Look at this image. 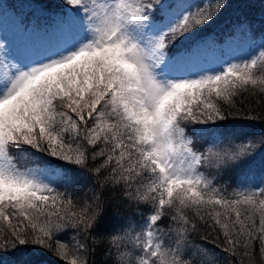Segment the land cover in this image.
Listing matches in <instances>:
<instances>
[{"label": "snow or ice", "instance_id": "1", "mask_svg": "<svg viewBox=\"0 0 264 264\" xmlns=\"http://www.w3.org/2000/svg\"><path fill=\"white\" fill-rule=\"evenodd\" d=\"M65 3L71 8L50 20L57 40L51 51L17 61L14 71L0 59V255L34 244L67 264H89L87 241L103 220L105 191L128 207H150L139 233L122 226L109 234L113 264H205L198 255L218 264L207 248L191 245L200 225L239 264L257 244L264 254V173L229 196L201 171L210 162L241 166L253 154L251 144L205 154L194 150L193 137L223 143V133L193 128L190 136L183 126L223 121L224 105L234 108L249 86L264 92V75L254 71L264 63V43L238 62L192 72L198 46L167 49L213 21L225 0L177 10L166 22L155 15L173 8L164 0ZM13 149L75 165L99 190L78 202L55 186L58 177L74 183L66 170L50 162L43 170L21 169ZM164 218L171 223L162 228ZM67 229L76 234L71 246L61 241Z\"/></svg>", "mask_w": 264, "mask_h": 264}, {"label": "trees", "instance_id": "2", "mask_svg": "<svg viewBox=\"0 0 264 264\" xmlns=\"http://www.w3.org/2000/svg\"><path fill=\"white\" fill-rule=\"evenodd\" d=\"M9 0H7L8 2ZM12 1V0H11ZM41 8V11L47 13L62 14L68 10L67 5L62 4L61 0H27ZM24 3V2H23ZM21 3V5H23ZM215 4V0L209 3L201 4L198 7ZM14 11H19L17 6L9 5ZM43 9V10H42ZM197 9H195L196 11ZM194 11V12H195ZM159 12V11H158ZM155 14L157 18L160 14ZM241 16L248 22L255 23L260 20L261 25L254 32L252 43L264 41V0H225V5L213 21L206 23L202 27H198L195 33H188L187 36L181 37L176 44L167 49L169 54H173L178 47L188 48L195 41L209 38L215 42L224 39L225 34L231 33L234 26L241 21ZM263 39V40H262ZM181 41L183 44H181ZM227 62V61H226ZM234 62V61H233ZM257 75H264V63H259L254 69ZM238 101L234 108L224 105L228 109V114L223 121H216L209 124H196L193 122H185L186 134L192 135L193 128H215L218 132L223 133V143H217L207 134L194 136L193 147L195 150H203L205 154L211 151L234 150L236 145L251 144L253 154L239 167H230L222 165L217 167L214 162L208 163L201 171L206 176L213 179L216 186L227 189V195L231 196L234 190H238L242 186L252 187L259 183V177L264 173V92L259 88L242 92L240 96L234 98ZM229 141L233 143H229ZM28 148V146H24ZM34 156L25 157L23 154L12 150L16 157V162L21 169H32L34 167H45V162L58 165L66 170L74 180V183L67 185L63 179L56 178L55 186L61 191L72 195L78 202L90 200L93 192L99 189L96 186L94 177L79 169L77 166L68 164L64 161L56 160L43 153H35L34 149H28ZM104 198L108 202L105 214L101 224L91 233V238L87 241L90 249L87 256L89 264H113L117 256L116 250L110 243L109 234L120 233L122 226H130L128 230L139 233L144 227L150 207L140 204L138 207L126 206L117 195L110 191L104 192ZM258 220V217H257ZM171 221L164 218L160 226L163 228L169 225ZM209 232L204 225H200L199 231L191 233L189 240L193 246H203L213 254L212 258L218 261V264H239V257H233L229 252L223 250L222 241L213 243L215 233H212L207 239L206 234ZM75 230L67 229L61 234V241L68 243L70 246L75 243ZM221 246H217V245ZM130 247V246H129ZM20 250L0 255V264H67L59 256L47 251L37 245H19ZM129 249L121 247V251ZM210 257L198 255L197 260H203L208 264ZM246 264L251 260V264H264V254L259 251L258 244L252 249L251 256L244 258Z\"/></svg>", "mask_w": 264, "mask_h": 264}, {"label": "rangeland", "instance_id": "3", "mask_svg": "<svg viewBox=\"0 0 264 264\" xmlns=\"http://www.w3.org/2000/svg\"><path fill=\"white\" fill-rule=\"evenodd\" d=\"M61 1L62 4L67 5L65 0ZM209 1L164 0L166 5L172 4L173 8L168 11H159L158 14L162 15L166 22L170 14L177 12V10L189 9L194 12L198 6L203 3L207 4ZM11 2L13 6H17L19 11H14L13 7L9 6ZM67 6L66 8L69 10L71 6ZM58 14L60 15V13ZM55 16L58 15L41 11L38 6L27 0H9L8 2L7 0H0V59L8 64L9 71H14L16 67L20 66L17 61L25 62L38 53L51 51L56 46V37L51 34L49 28L51 18ZM241 17V21L234 26L231 33L223 36L222 41L215 42L205 38L192 44L198 46V49L193 47L195 55L190 66L192 72L214 69L226 61L238 62L260 50L264 41L252 43L256 33L253 30L261 25L260 20L251 23L245 20L244 16ZM242 21H247V25L241 26ZM4 71L5 69L0 67V76L3 75ZM32 169L43 170L44 167L38 166Z\"/></svg>", "mask_w": 264, "mask_h": 264}]
</instances>
